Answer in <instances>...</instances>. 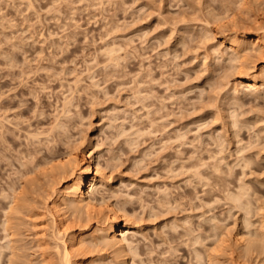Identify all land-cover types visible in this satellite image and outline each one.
Wrapping results in <instances>:
<instances>
[{
    "label": "rangeland",
    "instance_id": "1",
    "mask_svg": "<svg viewBox=\"0 0 264 264\" xmlns=\"http://www.w3.org/2000/svg\"><path fill=\"white\" fill-rule=\"evenodd\" d=\"M258 22L264 0H0V245L22 182L33 206L14 219L0 264H43L42 252L61 264L49 212L55 177L43 164L91 147L110 175L100 215L123 207L136 217L135 245L122 256L97 239L74 250V262L251 264L256 253L240 255L226 233L259 227L264 88L236 92L234 83L240 66L263 58L247 46L252 56L236 69L213 47ZM240 183L250 185L248 211L231 198ZM73 219L70 234L80 230ZM222 230L230 241L221 243Z\"/></svg>",
    "mask_w": 264,
    "mask_h": 264
},
{
    "label": "bare ground",
    "instance_id": "2",
    "mask_svg": "<svg viewBox=\"0 0 264 264\" xmlns=\"http://www.w3.org/2000/svg\"><path fill=\"white\" fill-rule=\"evenodd\" d=\"M258 23L255 31L249 32V34L247 32L240 38L225 34L224 41H226L227 44L224 48L213 47V52L216 56L226 57L231 62L235 61L236 64H244L243 61L247 59L246 57L250 56L248 51H246L247 46L257 53V57L263 58L261 65L254 69L247 65L246 67L240 66L241 68H246V71L243 73L241 72L240 78L234 83V91L236 92L247 88L250 92L255 94L262 90V86L264 88V22ZM241 59L242 62H240ZM239 64L235 65L236 69L239 67ZM71 154H73V152L69 153V155ZM86 156L87 157H82L74 153V155L69 156V158L61 157L55 160L49 159L45 162L46 164H43L44 166L46 165L47 168H50V170L52 169V174L55 177L54 185L58 183L62 184V188H60L59 192L53 185V193L51 194V201L49 203V212L55 223L56 239L61 240L63 245L60 247L61 250H59L60 248L58 249L61 264H86L85 259H78L74 262L73 252L74 250H78L81 253L87 252L92 241L96 243L97 239H99L96 243L97 246L115 248L116 250L114 251H118L117 253H121L122 256L123 254L126 256L125 252L128 251L127 249L129 248L132 250L135 245L131 239L135 236H133L132 233L135 232V228L137 227L134 223L136 217H133L131 214H125V212H123V207H117L115 209L107 208L105 213L102 212V215H100L101 212L98 208L103 206L104 200L103 198L99 199L97 193H99L101 186H106L109 183L110 175L106 174L101 169L97 160V155L92 147L88 150V155ZM245 160L246 159H244V161ZM247 163H249V161ZM249 187L250 185L248 186V184L240 183L238 191L233 192L231 196L234 203L236 205L238 203L241 209L244 210L249 209L248 205L250 200L245 199V197L247 198ZM27 200L25 184L22 182L20 187L16 188L11 195L10 204L7 210H5L4 218L1 222L4 231H6L5 237L9 238V243L7 242V245H0V255L3 247H12L15 233L13 230L14 219L19 216V214L32 212L33 206H31L30 202ZM59 201H63V205H61ZM0 203H3L2 199H0ZM259 208L264 212V204L260 205ZM262 212L260 213L261 218L259 220V227L254 230L250 228L253 222L249 220L247 215H244L242 219V222L245 223L244 227L248 226V228H250L249 231L247 230V235H244L241 230V232L233 234V231L229 229L230 227H227L232 233L226 234L228 236L231 235L230 239L233 240L232 243H234L240 251V255L252 254L253 256L256 253L253 259H251L252 261L250 260L251 264H264V213ZM70 214L74 216L73 220L76 224L80 225V230L72 232L71 234L67 232V220ZM246 214H248V212H246ZM95 217V225H91V220ZM244 223L242 224L244 225ZM215 227L216 225H214V229H216ZM223 230L222 233L220 231L222 237L218 235L220 236L221 243L223 239H225L223 238ZM61 234H64L63 236L68 234L69 240L60 237L59 235ZM227 235H225L226 239L230 241ZM226 239L224 241L227 242ZM136 248V251L133 250L134 252H131H137ZM41 255L40 262L46 264L49 259L43 256V252ZM130 263L131 262L128 260H120L118 263L115 262V264Z\"/></svg>",
    "mask_w": 264,
    "mask_h": 264
}]
</instances>
